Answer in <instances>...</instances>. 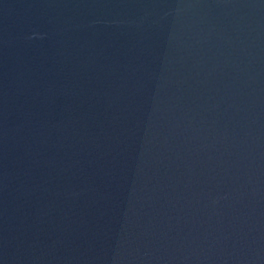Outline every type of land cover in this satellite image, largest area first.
Returning <instances> with one entry per match:
<instances>
[{
  "label": "water",
  "instance_id": "95a60500",
  "mask_svg": "<svg viewBox=\"0 0 264 264\" xmlns=\"http://www.w3.org/2000/svg\"><path fill=\"white\" fill-rule=\"evenodd\" d=\"M0 264H264V0H0Z\"/></svg>",
  "mask_w": 264,
  "mask_h": 264
}]
</instances>
